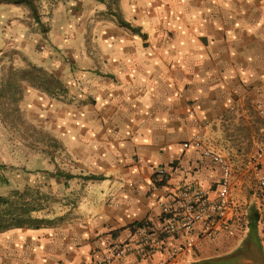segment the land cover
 Segmentation results:
<instances>
[{"label":"crops","instance_id":"0c3cea01","mask_svg":"<svg viewBox=\"0 0 264 264\" xmlns=\"http://www.w3.org/2000/svg\"><path fill=\"white\" fill-rule=\"evenodd\" d=\"M120 9L147 40L114 17L118 26L98 34L90 58L86 48L59 41L63 55L77 56L73 76L62 79L66 96L47 102L28 91L29 107L47 103L57 119L62 153L75 161V173L68 174L75 176L70 181L77 200L60 226L0 233V264H105L106 248L127 237L132 225L160 222V201L181 189L217 188L220 166L202 150L184 148L196 134V116L207 121L209 149L236 154L233 164L223 155L234 174L230 220L216 240H202L172 263L166 252L182 238H169L154 260L234 264L229 257L237 240L247 239L255 222L264 253L261 201L248 171L251 155L245 168L238 155L250 143L249 133L257 136L255 122L263 121L264 0H123ZM159 169L166 172L163 185L156 180ZM126 264H139L138 256L131 254Z\"/></svg>","mask_w":264,"mask_h":264},{"label":"rangeland","instance_id":"374dc122","mask_svg":"<svg viewBox=\"0 0 264 264\" xmlns=\"http://www.w3.org/2000/svg\"><path fill=\"white\" fill-rule=\"evenodd\" d=\"M104 1L38 0L41 18V23H38L25 5L0 0V49L3 52L0 55V79L8 68L24 69L29 64L42 67L61 80H66L67 76L72 77L71 65L77 56L73 57L71 53L63 55L64 47L60 46L59 49V41L75 43L77 47L86 48V57L90 58V52L96 50L97 40L101 37L98 34L107 30L110 25L118 26L112 13L118 14V3L121 7L123 0ZM27 46L31 50L34 48L32 50L34 54L26 50ZM44 58H49V61L43 60ZM80 69L76 67L74 70L77 72ZM85 72L88 74L90 71ZM28 91L41 96L40 100L45 98L47 102L53 101L45 93L26 84L23 100L19 104L20 113L15 116L16 118L6 119L2 113L0 114V164L7 167L2 170V175L9 182L4 184L0 181V194L6 195L11 190L23 189L26 186L41 188L43 192H48L53 197L48 205L52 215L56 214L58 218L65 217V220L69 221L71 217L66 213V209L74 210L77 200L75 193L78 189L74 181L68 182L66 179L56 177L55 174L58 171L75 173V161L62 153L63 150L55 135L57 119L54 113L49 111L47 103L46 107L42 104L38 109L29 107L30 105L26 103ZM255 123L258 125H254L257 136L253 139L250 132L246 140L250 143L242 147L238 153L240 161L245 160L242 168H245L249 156L264 143V123L261 120ZM223 155L228 157L232 164L236 162V154L226 152ZM237 166L241 167V164ZM245 224L243 221L237 228L240 236L244 235ZM245 239L237 240L240 241L238 242L240 245L233 253L243 248ZM232 245L230 243L227 246L230 248Z\"/></svg>","mask_w":264,"mask_h":264},{"label":"built area","instance_id":"2783aa9c","mask_svg":"<svg viewBox=\"0 0 264 264\" xmlns=\"http://www.w3.org/2000/svg\"><path fill=\"white\" fill-rule=\"evenodd\" d=\"M264 122V108L259 110ZM196 134L184 144L188 149L194 146L202 150L203 156L219 165L222 172L220 184L213 189H181L168 201H160L162 219L157 225L144 223L137 226L122 240L110 244L102 260L105 264H126L131 254H136L139 264H166L155 261L163 253L169 238L181 237L182 241L167 250V263L193 252L202 240H216L230 220L234 174L231 163L223 155L205 145L207 121L196 116ZM248 171L257 188L264 221V143L249 158ZM165 170L156 171V179L163 182Z\"/></svg>","mask_w":264,"mask_h":264},{"label":"trees","instance_id":"16d2710c","mask_svg":"<svg viewBox=\"0 0 264 264\" xmlns=\"http://www.w3.org/2000/svg\"><path fill=\"white\" fill-rule=\"evenodd\" d=\"M3 1L17 5H25L30 9L32 18L38 21V23H41L37 4L38 0ZM103 2L105 1L103 0ZM120 11L121 9L118 3V14L116 12L112 13L118 23L122 27L129 29L147 40L148 36L143 34L140 28H135L125 21ZM26 84L31 88L45 93L52 99H60L66 96L68 92L60 78L55 74L49 73L42 67L33 64H29L24 69L10 67L2 74L0 79V114L2 113L4 118L11 117L14 120L16 118L15 116L20 113L19 104L23 100ZM5 169L7 167L0 164V181L7 184L9 183L8 179L2 175V170ZM55 175L67 181L75 178L74 175L62 171H58ZM166 179L167 176H165L163 182H157L163 185ZM52 198L50 193L43 192V189L29 186L23 189L11 190L6 195L0 194V233H6L15 229L49 228L56 227V224H63L66 221L65 217L58 218L55 216L56 214L52 215V212L48 208ZM143 225L144 222H141L132 225V227L135 228ZM256 233L255 222L253 226H250V232L244 242L243 248H240L233 256H230L229 260H232L234 264H264L263 248Z\"/></svg>","mask_w":264,"mask_h":264}]
</instances>
